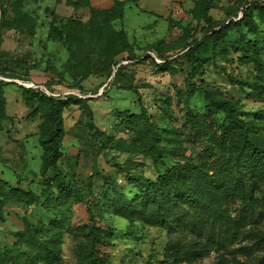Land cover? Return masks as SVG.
<instances>
[{
  "label": "rangeland",
  "instance_id": "obj_1",
  "mask_svg": "<svg viewBox=\"0 0 264 264\" xmlns=\"http://www.w3.org/2000/svg\"><path fill=\"white\" fill-rule=\"evenodd\" d=\"M113 1L91 4L106 8ZM256 1L264 6V0L130 1L114 27L126 31L137 60H124L115 77L105 44L70 47L55 34L53 23L88 22V6L0 0V67L30 78L0 84V264H19L15 248L28 249L32 236L59 253L53 260L34 255L37 264H90L93 214L105 238L100 252L112 264H264V175L251 186L242 173L236 191L219 179L223 161L232 157L222 138L226 111L208 109L203 93L188 89L192 66L183 54L218 31L200 49L203 72L194 81L235 103L264 145V7ZM30 86L60 99L57 169L44 141L50 100L27 92ZM146 114L163 161L154 158ZM179 163L195 168L189 182L222 214L205 219L187 205H167L164 215L151 209L155 217L138 212L146 180ZM56 170L79 189L81 202L70 191L51 193Z\"/></svg>",
  "mask_w": 264,
  "mask_h": 264
},
{
  "label": "trees",
  "instance_id": "obj_2",
  "mask_svg": "<svg viewBox=\"0 0 264 264\" xmlns=\"http://www.w3.org/2000/svg\"><path fill=\"white\" fill-rule=\"evenodd\" d=\"M67 1L74 7L88 6L91 10V17L86 23H83L81 20L69 18L61 22V27H58L55 23L52 24L54 30H56L55 34H59L60 37H65L64 39L69 42L68 45L70 47H74V45L87 40L95 46L101 43L105 44L103 53L107 57L109 65L113 67L112 71H115V77L118 76L122 68L125 67V65L122 64L124 60H137L136 55L129 53L131 45L126 31L124 29L118 30L114 27V21L122 20L125 17L126 6L132 0H114L112 5L106 8L92 6V0ZM254 5L264 7L261 1H256ZM249 6L243 9L244 18L248 16ZM217 32V30L212 29L200 40H196L193 44H188L183 54L187 57L192 66L190 76L187 80L188 89H195L202 92L208 109H211L213 106H218L226 111V122L224 123L225 127L222 129V138L223 142L227 143L232 152V157L223 161V167L220 173L221 178L219 179L223 181L228 188L236 191L243 186L244 178L242 173L248 175L251 186L254 177H261L264 175V145L251 135L253 126L249 121L240 116L241 112L235 103L230 100L219 99L212 89L207 86H199L194 81L195 78L203 72L200 49L204 42ZM124 53L128 54L126 58L123 56ZM160 56L164 59L165 65L170 62V57ZM146 57L150 58L151 56L146 55ZM139 59L140 58H138V60ZM12 69L13 68L0 67V74L6 78H16L24 81L30 80L27 76V72L25 74H20L18 70ZM85 78L86 76L82 77L83 80ZM8 82L9 81L6 80H0V84H7ZM26 91L39 95L43 97V99L50 100L51 121L46 130V139L44 141L48 144V149L50 150L49 159L51 165L57 169V160L61 155L60 139L63 134L60 99L47 95L39 87H28ZM0 116L5 117V112L2 111ZM145 123H147L151 133L150 141L154 158L157 161H163L164 155L162 147L159 144L157 129L154 124L150 122L147 114ZM195 173V168L190 164L179 163L168 167L156 179H147L145 192L142 196L143 208L138 210V212L141 215L155 217L150 212L151 209L164 215L167 205L169 206L167 207L168 210L171 209V206L183 208V205H187L188 207L194 208L196 212L201 214L205 219L216 218L217 215L219 216L222 214L206 197L196 191L194 189L195 187L189 182L190 176ZM198 173L205 174L202 170H199ZM55 174V185H52V182L48 185L51 189V193L60 195L65 191H70L74 194L75 199L81 202L79 189L76 186L65 183L61 179L62 174L59 170H56ZM211 179L209 180L210 182H212ZM87 227L89 239L87 256L90 264H112L109 259L100 252V246L105 243V238L103 229L97 223L94 214L92 221ZM27 229L30 231L35 230L33 225L29 226ZM16 234L17 236H22L24 232H17ZM15 251L17 252V261L19 264L20 258H24V262L21 264H37L34 255L52 260L59 257V253L53 248L50 242L38 236L31 237L28 249L22 250L17 246Z\"/></svg>",
  "mask_w": 264,
  "mask_h": 264
},
{
  "label": "built area",
  "instance_id": "obj_3",
  "mask_svg": "<svg viewBox=\"0 0 264 264\" xmlns=\"http://www.w3.org/2000/svg\"><path fill=\"white\" fill-rule=\"evenodd\" d=\"M0 80H6L7 81L8 78H6V77H4L3 75L0 74ZM24 85H26V84H24ZM30 87H32V86H30ZM34 87H36V86L34 85Z\"/></svg>",
  "mask_w": 264,
  "mask_h": 264
}]
</instances>
